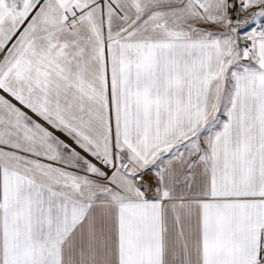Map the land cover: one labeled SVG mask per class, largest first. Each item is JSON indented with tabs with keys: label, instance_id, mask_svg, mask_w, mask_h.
<instances>
[{
	"label": "snow or ice",
	"instance_id": "1",
	"mask_svg": "<svg viewBox=\"0 0 264 264\" xmlns=\"http://www.w3.org/2000/svg\"><path fill=\"white\" fill-rule=\"evenodd\" d=\"M0 264H264V0H0Z\"/></svg>",
	"mask_w": 264,
	"mask_h": 264
}]
</instances>
